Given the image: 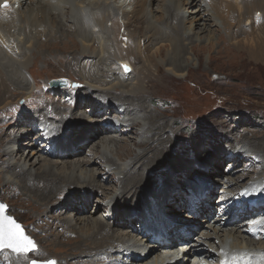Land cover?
Segmentation results:
<instances>
[{
	"label": "bare ground",
	"instance_id": "bare-ground-1",
	"mask_svg": "<svg viewBox=\"0 0 264 264\" xmlns=\"http://www.w3.org/2000/svg\"><path fill=\"white\" fill-rule=\"evenodd\" d=\"M27 1L7 0L9 9H2L13 11L15 15L7 20V25L0 22L1 112L12 105L10 102L4 104V100L13 97V87L25 91L23 98L33 93V87L26 82L22 70L30 63L32 52L36 56L35 52L40 49L37 55L43 56L55 49L49 43L40 42L45 27L51 28L48 30L50 36L53 31L55 39L60 41L69 36L79 39L82 48L78 47L76 56L68 62L71 68L81 70L79 66L84 59L95 58L97 61L93 65L96 67L94 77L81 70L87 81L83 82L85 89L74 91L71 97L66 98V93L59 95L62 90H54L59 96L57 103L49 106L39 101L35 107L38 118L29 117L15 125L19 127L21 138L27 139L26 143L20 144V135H14L17 129L8 131L5 127L7 122H2L0 176L3 180L0 177V186L6 198L16 200L19 197L21 204L24 200L38 204L41 221L45 218L52 220V224L48 222L45 225L48 229L63 228L62 234H54L55 239L43 240L41 245L37 243L40 252L45 250L44 243L64 247V242L58 238L78 234L77 241L69 240L67 244L78 251L69 254V257L76 256L73 264H87V260L92 259L93 262L88 264H170L167 262L170 256L166 253L171 249L181 254L180 264H204L201 259L209 261V264H264V165H261L264 155L260 154L264 145L262 148L258 146L261 141L251 142L256 149L248 147L246 141L247 148L235 150L232 145H224L217 136H201L192 142L191 149L182 152L181 159L175 160L179 169L175 170L173 166L174 169L169 170V178L161 184L163 188L147 189L145 195L142 193L143 189L146 190V182L155 180V175L150 177V174L166 167L163 162L167 155L171 156L168 145L174 142L171 131L175 125L150 109L147 100L150 88L145 81L152 83V87L158 86L154 83L155 76L161 66L166 65L174 74L180 75L187 45L201 57L203 47L193 46L192 42L197 37L196 29L201 32L209 30L220 24L219 21L227 33L220 32L233 41L238 51H245L251 60L264 63V0H40L43 3L47 1L48 5L39 4L41 7H28L21 11ZM155 1H159L157 10L153 8ZM4 2L0 0V4ZM185 6L195 8L191 11L195 15L192 25L188 15L184 14ZM158 11L161 13L158 21L161 22L155 23L151 18ZM54 13L58 15L54 16ZM207 13L211 17L205 19ZM1 16L0 13V21L4 19ZM199 16L200 19L196 20ZM187 23L191 26L187 27ZM96 45L99 49L95 48ZM167 46L170 48L165 53L166 59L159 61L161 50ZM122 62L133 65L129 76L124 75L120 67ZM117 91L121 94L117 95ZM96 99L108 101L98 104ZM113 101L117 103L113 104ZM83 104L89 107L77 114L72 111L80 105L82 108ZM72 105L75 106L73 109ZM78 113H82V117ZM102 115L104 118L94 125L97 117ZM54 119L58 121L54 122ZM118 127L125 128V131L120 132ZM230 129L231 133L227 132L223 138L228 142L242 132ZM242 129L253 128L247 126ZM104 133L111 135L99 138ZM120 133L126 139H120ZM36 145H41L43 150L36 149ZM131 146L138 149H128L124 155L120 154ZM204 155L208 160L202 159ZM80 156V159L69 161ZM192 157L198 164L187 161ZM51 158L64 161L52 162ZM227 158L231 163L227 171L230 177L225 181L227 187L223 189L226 193L222 192L226 196L216 202L220 205L216 209L210 201L215 194L217 196L218 188L211 190L206 180H194L206 177L212 181L213 175L222 177L219 168ZM244 160L250 162L251 169L258 168V171L251 173L246 168L239 174ZM195 169H203L205 175L195 174L191 181ZM209 172L211 176L207 175ZM253 175L258 178L251 181ZM109 177L113 184L111 191L105 187V180ZM160 177L161 172H158L157 178ZM130 196L131 202L135 200V208L122 206L121 209V197L126 200ZM91 197L97 212L90 209ZM242 201L244 204L240 206ZM125 205L128 206L127 203ZM186 208L190 213L181 219L178 216ZM56 209L62 212L56 214ZM100 209L105 211L103 218L96 216ZM112 209L115 214L112 221L107 222L104 217H109ZM219 211L222 215L218 214L221 216L216 219ZM243 213L246 215L242 217ZM201 216L205 219L200 223L198 218ZM137 224L140 229H136ZM123 229L131 231L130 234L121 233ZM134 234L140 237L136 241ZM236 236L239 240L235 241ZM104 241H110V244L104 243L99 248L90 246ZM180 242L182 244L177 245ZM163 248L165 254L162 253ZM1 256L6 258V264H23L26 257L10 250L3 251Z\"/></svg>",
	"mask_w": 264,
	"mask_h": 264
},
{
	"label": "rangeland",
	"instance_id": "rangeland-1",
	"mask_svg": "<svg viewBox=\"0 0 264 264\" xmlns=\"http://www.w3.org/2000/svg\"><path fill=\"white\" fill-rule=\"evenodd\" d=\"M46 2L43 3L40 0H29L26 2V4L23 5V7L21 8V11L23 10L26 11L28 7L37 8L45 4L48 5V3ZM158 2L159 1H155L156 4H154L153 6V8L156 10L158 9ZM39 4H41V6ZM188 10H190V13L187 14L186 12ZM5 11L6 10H2V9L0 10V13L2 14L1 17L4 18L0 22H2V24L4 25H7L8 23L7 20L11 19L12 18L11 16H14L15 13L13 11H7V12ZM191 11H195V8H189V6L184 7V14L188 15L187 17H188V20L190 21L189 24L192 25V23H195V21H191V20L194 18L195 15L191 13ZM53 15L57 16L58 14L54 13ZM160 17H161V13L160 11H158L154 13V17H152L151 20L155 23H160L161 21H158ZM208 17H211L209 13H207V15L205 14L204 18L208 19ZM199 19H200V16L196 20H199ZM57 21L61 22L60 20H57ZM219 23L220 24L213 25L214 26L213 28L212 27L209 28L210 31L208 29H205L204 31L201 32L196 29L195 32L197 33V37L192 42L194 43L193 46L197 45L198 47H203V49L200 51L201 57L197 54L198 52L193 53L190 50L191 46L187 45L185 47L186 56H185V59L182 60V71L180 72V75L174 74L171 71L172 68L166 65V67L161 66V70L158 72V74H156L157 76H155L156 78L154 79L155 80L154 83H157L158 86L152 87V83L148 84L147 81H145V85L148 88H150L148 89L149 95L147 96V100L150 102L148 104L151 105L150 109L154 111L158 116L164 117V119L167 120L168 122L170 123L174 122L175 125L173 126L172 131H171V134L173 137L172 140H174V142L168 145V151L170 150L169 153L171 154V156L170 155L166 156V159L163 162L164 163L163 165H165L166 167H163L158 171V172H161L162 177L157 178L158 172L152 173V175L150 174V177L155 175L154 176L155 180L153 183L150 181L146 182V184L144 185L146 186V190L143 189V192H142L143 195H145V193L147 192V189L148 190H151V189L159 190L163 188L161 184L165 183V181H167V179L169 178L168 177L169 170L171 168L174 169V167L176 168L175 170L179 169V165L175 163V160L181 159L182 152L183 151L187 152L188 149H191L192 142L194 140L195 141L198 140V138L201 136H206V137L207 136H212V137L217 136L219 139L223 140L224 145H232L235 148V150L241 149L242 147H243L242 149H244L245 147L247 148V145L248 147L249 146L252 147L253 144H251V142L258 143L261 141L260 145H258L261 148H262V145H264V63L251 60L248 54L245 53V51H238L233 45V41H230V38H227L226 35H222L224 33H221L220 30H223V32L225 33L227 32L223 28H221L222 24L220 21ZM16 24L18 25L19 21H17ZM189 24L187 23V27L191 26ZM108 26H111V24L109 23ZM45 28L43 29V34H41L42 36L40 37V42L49 43L50 45L55 46V49L50 53L46 52L47 55L40 56V55H37V52H39L40 49L38 50L37 48L36 51L37 50L38 51L35 52L36 56H34V52H32V55H31L32 58L30 60V63L27 64L26 69L22 70V75L25 78L26 82L29 83L28 85L30 87L31 86L33 87V90H34L33 93L30 96L23 98L25 91H20L17 88L13 87L12 88L13 97H9L8 99L4 100V104L7 105L10 102L12 103V105L8 106L2 112L0 111V123H2L3 121H6L7 124L5 127H6V130L8 129V131L12 129L13 130L17 129L15 130L14 135H17V134L18 136L20 135L19 127L15 126L19 124V122L26 121L29 119V117L38 118V112L35 107H37L39 101L44 102L45 104H50L49 106H52L53 104L57 103V99L59 98V96L57 94V91L51 90L49 88L50 81L65 79L69 82L70 87L68 89L62 90L63 93H59V95L66 93V95H64V97L66 98L68 96L71 97L74 94V91H78V90L81 91V89L82 90L85 89L86 85L83 84V82L86 81L85 79L86 77L83 78V75L81 73L82 69L86 72H90L92 77H94L96 73V67L94 66L97 64V61L95 60V58L90 59V60L84 59L81 65L79 66L81 70L79 68L73 69L69 66L68 62H71L73 58L76 56L75 53L78 52L79 50L78 47L81 46L82 48V45L79 42V39L77 40V37L74 36L75 37L74 38L73 36H69V37H65V39L60 41L58 40L59 38L55 39L56 35L53 31H52V36H50L48 30L51 28L49 27H45ZM208 32H211V34H208ZM73 40L74 41L76 40L75 43L72 42ZM26 44L27 46H29V43H26ZM95 48L99 49L98 45H96ZM169 48L170 47L167 46L166 48L161 50L162 56L158 58L159 61L166 59L167 56L165 55V53H168ZM93 49L94 48H92V50ZM73 65L75 66L76 64L73 63ZM137 66L139 69L140 66L138 64ZM78 72L80 73L78 74ZM108 81L111 82L110 79ZM73 83L77 85V88L71 87ZM43 93L45 94V96L43 95ZM115 93L117 95H120L121 91H117ZM106 101H108V99L107 100L104 99L103 102L101 99H96V102L98 104L106 103ZM79 102L80 101H78L77 103ZM116 103L117 102L113 101V104H116ZM6 105H3V107H5ZM74 105H72V109L75 107ZM86 107H89V106L83 104L82 108L80 105L75 110L73 109L72 111L75 114H77L79 110L84 109ZM118 107H120V104L117 105V108ZM69 108H71V105L69 106ZM78 115L82 117V113H78ZM109 115L111 116L112 114L110 113ZM103 116L104 115L97 117V121L94 123V125H97L98 124L97 122L98 121L100 122L104 118ZM53 121L57 122L58 120L54 119ZM233 126L237 127L238 129L233 128ZM247 126L248 128L251 127L253 129L251 130L248 129L246 131H243L242 128L247 127ZM2 128H3V123L0 127V131L2 130ZM230 128L236 131L241 130L242 132L238 134L237 136H235L234 138L230 139V142H228V141H225L223 138L226 136L227 132L231 133ZM118 129H120L119 130L120 132L125 131V128L118 127ZM109 134L110 133H104L99 138L107 137V135ZM118 135H119V132H118ZM123 135H124L123 133H120V136H119L120 139L123 137L122 140L126 139ZM169 135L170 134L167 133V136ZM19 137H20L19 138L20 144L27 142V139L21 138L22 134ZM131 138H134V136ZM242 138L244 139V141L242 140ZM246 141L248 143L247 145L245 144ZM97 142H99V140H97ZM220 144L222 145L221 142ZM128 145H131V144L128 143ZM36 149L43 150L41 145H36ZM85 149L88 150L87 147H85ZM128 149H131L132 151H136L138 148L135 146H131V148L129 147V148L123 149L122 152H120V154L124 155V153ZM260 150H262L261 151L262 153L260 154L264 155V149L262 148ZM189 152L193 156V151L190 150ZM210 153H213V151L210 150ZM80 158L81 156L77 158H71L69 161L73 159L75 160L80 159ZM229 158H227L225 162L222 164V166L219 168V172L222 177H216L213 175L212 176L213 182L207 179L206 177L200 178L198 180H194L197 182L199 180H201L200 182L206 180L207 187L210 188L211 190H214V188L216 187L218 188L216 190L217 196L215 194L216 197L214 196V199L210 201V203H212V205H214L216 209H218V207L220 206L216 202H218L219 200L225 199V196H226L222 194V192L226 193V190L224 191L223 189H225L224 187H227L225 184V181L227 180L226 178L230 177V174L227 172L228 169L230 170L229 164L231 162ZM245 158H246L245 160H248L247 157ZM116 159H118V157H116ZM202 159L208 160V157L204 155L202 156ZM49 160L52 162L64 161V160L62 161L56 160V158H51ZM189 160L190 162L195 161L193 157L191 159H188L187 161ZM245 160H244V166L246 167L244 168L243 165L240 166L239 174H242V172L246 168L250 170L251 173L254 171L255 172L258 171V168L251 169L249 167L250 162L245 161ZM194 163L198 164L196 161ZM253 163H256V162L253 161ZM261 165L263 166L264 162ZM195 174H202L203 176L205 175L203 169H200V171L195 169V172L190 177L191 181H193V177L195 178L194 176ZM209 174L210 172L207 175ZM110 177L105 180V187H107L109 190L110 189L112 190L113 184H112V179H110ZM118 178L119 177L116 176V179ZM257 178L258 177L253 175L251 176L250 179L251 181H253ZM109 179L110 181H108ZM1 180H3L2 177H1ZM198 187L199 186H197L196 190H198ZM185 190L186 189L184 188V191ZM219 193H221L222 195ZM233 193H236L235 190H233ZM6 196H7L6 193L3 192V188L0 186V201L7 206L8 208L7 214L13 217V219L22 226L26 235L31 240L34 241L37 247L36 251H33L29 254H21V255H26L25 259L23 260L24 261L23 264H27V263L29 264L32 260L33 261L35 260L37 262H42V263H46L48 260H52V261H55V264H69V263L73 264V262H75L73 259L76 256L69 257L71 256L69 254H74L76 252L78 253V251L72 250L70 248L71 246H67V244L69 240L77 241L78 234H67L65 237H60V239L58 238V241H60L61 243L64 242L63 243L64 247L62 245H60L59 247L48 246V243L46 244L44 243L42 245L45 246L44 248L45 250L43 249L44 252H40V250L38 249V246L41 245V241L43 243V240L51 241L55 239L56 236H54V234L56 235L62 234L63 228L56 229L55 227V230L54 228L48 229L49 227H46L45 225L48 222L52 224L51 222L52 220L48 218H45V219L43 218L44 221H41L40 216H38L39 214L38 204L36 206L35 203L27 201V200H24V202L21 204V200L19 197L16 200L13 197L12 198L10 197L8 200ZM96 197L93 196L94 199H96ZM230 197H233V196L231 195ZM93 198L91 197V200H90L91 201L90 209H92L93 212H97L96 206L94 208V206L92 205L94 203ZM64 200H65V197L63 198V201ZM109 200H113V199H109ZM120 200L122 201L119 206L121 209H123L122 206L128 207L127 209H129V207L135 208V205H136L135 200L131 202L132 196L128 197V199L126 198V200L125 199L123 200L121 197ZM13 201L14 202L17 201L16 204H12ZM133 202L135 205L133 204ZM126 203L128 204V206L125 205ZM240 204H241L240 206H243L244 201H242V203ZM95 205H96V202H95ZM245 208L247 210L248 206L246 207L244 206V209ZM103 209H100V211L96 214L97 218L99 217L101 218L102 214L104 216L105 211ZM61 212L62 211L59 209H56L54 211V213L56 214L61 213ZM189 213H190L189 209L187 208L183 209L178 217L183 219V217H186L187 214ZM218 214L222 215V211H219L217 213L216 219H217V216H221ZM245 215L246 214L243 213L242 217ZM78 217H81V215H78ZM204 217L205 216L199 217L198 222L201 223V221L205 219ZM104 218H105L104 220L107 222L112 221L111 219H107L106 217ZM185 220L187 221V219L184 218V221ZM44 226L46 227L45 228L46 231L43 230ZM135 227L136 226L132 227V229H135ZM139 227H140L139 224H137L136 229H140ZM120 232L126 235V234H130L131 231H127V229H123L122 231L120 230ZM104 235H106V233H104ZM132 236L134 237L137 236L135 237L136 239H134V241H136L137 238H140L138 234H134ZM236 237L237 238H234L235 241L238 239V236ZM234 239H232V241ZM217 241L218 240H216V242ZM245 242L248 243L247 241ZM104 243L110 244V241L98 242V243H95L96 245L90 244V246L91 248H99L100 245L103 246ZM179 244H182V243H178L177 245ZM1 253H0V256H1ZM1 258H2V261L0 262V264H6V258L4 256L3 257L1 256ZM70 258H72V260ZM92 260H87L86 263L88 264L89 262H93ZM205 264H208V263H205Z\"/></svg>",
	"mask_w": 264,
	"mask_h": 264
},
{
	"label": "snow or ice",
	"instance_id": "snow-or-ice-1",
	"mask_svg": "<svg viewBox=\"0 0 264 264\" xmlns=\"http://www.w3.org/2000/svg\"><path fill=\"white\" fill-rule=\"evenodd\" d=\"M9 7L7 0L0 4V9H9ZM5 209L6 206L0 204V252L10 250L16 254H26L34 250L36 248L34 241L25 235L19 223L5 214ZM33 264L37 262L33 261ZM47 264H55V262L48 261Z\"/></svg>",
	"mask_w": 264,
	"mask_h": 264
},
{
	"label": "water",
	"instance_id": "water-1",
	"mask_svg": "<svg viewBox=\"0 0 264 264\" xmlns=\"http://www.w3.org/2000/svg\"><path fill=\"white\" fill-rule=\"evenodd\" d=\"M120 67H121V69H122V71H123V73L125 74V75H130L132 72H133V68L130 66V64H128V63H126V62H122V63H120ZM51 87L52 88H63V87H67V83L66 82H55V83H52L51 84ZM0 204H4V203H2L1 201H0ZM5 205V204H4ZM6 206V205H5ZM7 206H6V209H5V214L6 215H8L7 214ZM10 216V215H9ZM13 218V217H12ZM22 227V226H21ZM23 229V228H22ZM24 230V229H23ZM24 233H25V231H24ZM25 235H26V233H25ZM27 236V235H26ZM36 250V248L34 249V250H32V251H35ZM32 251H29L28 253H26V254H29V253H31ZM1 253V252H0ZM37 264H47V263H37Z\"/></svg>",
	"mask_w": 264,
	"mask_h": 264
}]
</instances>
